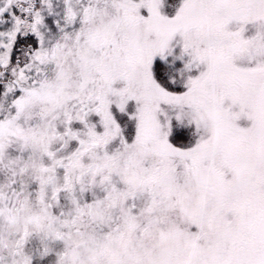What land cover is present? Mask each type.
I'll list each match as a JSON object with an SVG mask.
<instances>
[{
	"label": "snow or ice",
	"instance_id": "snow-or-ice-1",
	"mask_svg": "<svg viewBox=\"0 0 264 264\" xmlns=\"http://www.w3.org/2000/svg\"><path fill=\"white\" fill-rule=\"evenodd\" d=\"M0 264H264V0H0Z\"/></svg>",
	"mask_w": 264,
	"mask_h": 264
}]
</instances>
